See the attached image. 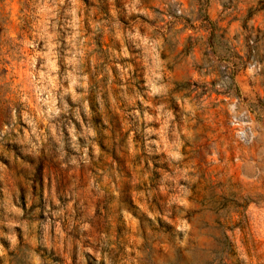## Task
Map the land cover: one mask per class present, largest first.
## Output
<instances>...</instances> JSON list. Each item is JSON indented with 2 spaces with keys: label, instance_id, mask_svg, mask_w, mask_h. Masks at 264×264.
<instances>
[{
  "label": "rangeland",
  "instance_id": "374dc122",
  "mask_svg": "<svg viewBox=\"0 0 264 264\" xmlns=\"http://www.w3.org/2000/svg\"><path fill=\"white\" fill-rule=\"evenodd\" d=\"M0 264H264V0H1Z\"/></svg>",
  "mask_w": 264,
  "mask_h": 264
},
{
  "label": "built area",
  "instance_id": "2783aa9c",
  "mask_svg": "<svg viewBox=\"0 0 264 264\" xmlns=\"http://www.w3.org/2000/svg\"><path fill=\"white\" fill-rule=\"evenodd\" d=\"M229 123L241 143L250 144L255 140L257 128L251 111L248 108L239 113H232L229 117Z\"/></svg>",
  "mask_w": 264,
  "mask_h": 264
},
{
  "label": "trees",
  "instance_id": "16d2710c",
  "mask_svg": "<svg viewBox=\"0 0 264 264\" xmlns=\"http://www.w3.org/2000/svg\"><path fill=\"white\" fill-rule=\"evenodd\" d=\"M1 1V0H0Z\"/></svg>",
  "mask_w": 264,
  "mask_h": 264
}]
</instances>
